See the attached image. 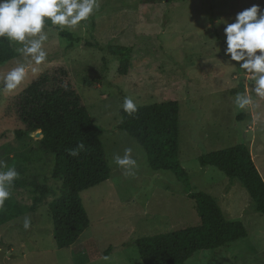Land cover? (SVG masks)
<instances>
[{
    "label": "rangeland",
    "instance_id": "rangeland-1",
    "mask_svg": "<svg viewBox=\"0 0 264 264\" xmlns=\"http://www.w3.org/2000/svg\"><path fill=\"white\" fill-rule=\"evenodd\" d=\"M253 3L264 6V0H102L101 11L90 23L66 30L70 40L56 35L48 22V62L35 74L29 65L25 83L16 91L0 90V160L15 164L18 181L37 179L59 195L60 181L52 177L53 157L39 151L41 136L27 133L14 112L21 91L39 74L59 67L67 71L103 131L110 176L80 192L90 223L65 248H58L53 237L48 209L52 194L30 210L32 186H12L13 198L28 210L0 225V264H143L138 238L200 223L194 200L174 174L151 169L135 140L119 128L125 96L133 97L138 106L178 101L179 162L192 191L210 194L226 219L241 221L246 229L245 237L219 250L197 251L188 264H264V213L256 211L236 179L216 167H201L198 160L210 151L244 143L264 180V98H255L248 109H236L235 94L247 82L237 86L235 75L243 72L224 55L221 22H231ZM124 46L131 49L127 74L119 72L121 56L113 53ZM19 59L17 54L0 65V75ZM18 129L23 132L20 139ZM126 148L137 160L131 176L112 159ZM25 217L31 219L28 230L23 228Z\"/></svg>",
    "mask_w": 264,
    "mask_h": 264
},
{
    "label": "trees",
    "instance_id": "trees-1",
    "mask_svg": "<svg viewBox=\"0 0 264 264\" xmlns=\"http://www.w3.org/2000/svg\"><path fill=\"white\" fill-rule=\"evenodd\" d=\"M154 3L156 0H142ZM171 1V0H167ZM62 37L71 39L63 31ZM130 47H120L119 72L127 74ZM11 44L0 40V65L16 57ZM14 112L27 133L41 130L37 140L41 153L53 157L52 177L60 181L56 195L47 184L32 178L16 180L14 188L32 186L33 210L52 194L48 209L53 223V237L58 248L72 245L89 226L90 219L80 192L106 181L110 176L111 159L102 141L103 131L90 115L68 73L57 67L39 74L21 91L14 103ZM119 128L144 152L153 170L170 171L182 189L194 200L200 223L182 229L142 236L136 247L143 264H188L200 250H219L227 243L246 236L241 221L228 220L215 198L204 191H192L190 179L179 162V103L175 100L138 106L133 115L119 112ZM241 113L239 118L242 119ZM21 138L22 130H16ZM79 143L85 148L78 156L69 155ZM201 167L213 166L236 179L248 192L255 209L264 213V180L248 147L239 143L210 151L198 157ZM28 210L11 196L0 211V225L21 216Z\"/></svg>",
    "mask_w": 264,
    "mask_h": 264
},
{
    "label": "clouds",
    "instance_id": "clouds-1",
    "mask_svg": "<svg viewBox=\"0 0 264 264\" xmlns=\"http://www.w3.org/2000/svg\"><path fill=\"white\" fill-rule=\"evenodd\" d=\"M101 4L102 0H0V40L14 46L20 57L14 66L0 75V90L16 91L24 85L29 65L35 74L39 66L48 62L46 45L52 34L48 22L57 30L56 35L76 30L91 22L101 11ZM230 19L231 22L221 21L224 24V55L234 69L243 72V75L239 72L235 75L237 86L247 82L233 100L237 110H244L255 105V98H264V6L253 3ZM122 109L131 116L137 112L138 104L133 97L125 96ZM84 148L85 145L79 143L76 149L69 150V155L78 156ZM112 159L124 169L125 175L135 174L137 160L131 148H126L123 155L115 154ZM19 175L15 164L0 160V211L11 198V188ZM30 227L31 219L25 217L23 228L28 230Z\"/></svg>",
    "mask_w": 264,
    "mask_h": 264
},
{
    "label": "water",
    "instance_id": "water-1",
    "mask_svg": "<svg viewBox=\"0 0 264 264\" xmlns=\"http://www.w3.org/2000/svg\"><path fill=\"white\" fill-rule=\"evenodd\" d=\"M31 135H35L36 137L42 136L41 130L36 131L34 134L30 133Z\"/></svg>",
    "mask_w": 264,
    "mask_h": 264
}]
</instances>
